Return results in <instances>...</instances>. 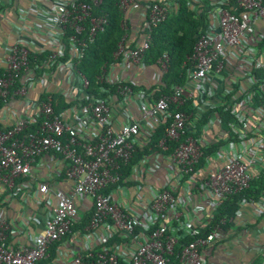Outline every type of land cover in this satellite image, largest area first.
Instances as JSON below:
<instances>
[{"label":"built area","instance_id":"2783aa9c","mask_svg":"<svg viewBox=\"0 0 264 264\" xmlns=\"http://www.w3.org/2000/svg\"><path fill=\"white\" fill-rule=\"evenodd\" d=\"M5 1V7L15 5ZM212 1V25L188 58L186 83L158 99L142 93L141 98L151 100L139 105L141 119L148 122L146 130L130 113V122L113 127V107L126 112L135 91L122 85L129 82L112 79L106 68L99 79L119 84L118 96L92 98L85 104L90 81L78 65L88 43L109 23L107 16L95 13L104 0H28L15 7L22 24L16 29L40 33L47 43L31 48V38L20 36L9 48L0 73V99L7 102L12 89L16 96L27 97L33 82L24 74H36L33 65L46 50L50 55L44 67L70 71L81 85L80 95L86 96L77 97L71 89L75 123L56 111L52 96H39L26 101L28 115L12 126H0V187L7 193L6 201L22 195L24 186L32 188L23 181L34 179L39 160L50 153L66 161L65 179L71 185L62 191L51 180L40 184L35 204H46L44 195L50 194L54 205L47 204L50 212L44 219L36 215L28 219L38 231L19 226L26 235L17 244L19 227L4 213L7 207L0 208V264H209L205 251L227 244L236 221L224 231L226 220L216 222L220 206L229 196L248 190L264 172V102L253 89L259 85L264 95V0ZM138 5V0H120L125 29L128 15ZM175 5L171 0L148 4L141 43L132 50L126 36L115 53L120 66L144 64L152 28L163 23ZM68 31L72 56L62 61ZM158 63L165 74L169 57ZM71 91L70 87L64 91L67 99L73 98ZM190 104L195 110L189 113L183 108ZM217 109L234 117L226 128ZM211 111L214 114L208 116ZM168 120L164 137L151 146ZM33 125L38 128L29 132ZM147 145L160 153L142 158L128 173L138 149ZM164 169V182L153 189L146 177ZM84 199L92 201V209L83 226L85 213L79 202ZM246 204L264 217V199L242 206ZM187 238L192 241L183 242ZM53 248L56 262H49ZM260 249L264 253V246Z\"/></svg>","mask_w":264,"mask_h":264},{"label":"crops","instance_id":"0c3cea01","mask_svg":"<svg viewBox=\"0 0 264 264\" xmlns=\"http://www.w3.org/2000/svg\"><path fill=\"white\" fill-rule=\"evenodd\" d=\"M15 5L4 6L6 4L5 0H0V7L4 8L0 11V73L4 68L5 55L8 52L9 48L12 47L20 36L30 37L32 43H30L31 48L34 47L39 49L46 45L47 40L43 38L40 33H20L19 29L16 27L21 26V22L17 18V10L15 7L18 5L21 6L24 2L28 0H13ZM35 2V0H33ZM163 1V0H162ZM168 0L167 2H169ZM205 0H191L193 8L201 7ZM139 5L135 7L131 13L128 15L127 20L132 27V35L129 37V42L133 46H138L141 43V39L145 33L146 28V19L144 16L147 13L148 4L152 1H141L138 0ZM47 5V4H46ZM203 8V6H202ZM32 20V19H31ZM29 19V22H31ZM135 47V48H136ZM109 75L114 80H125L130 84H133L134 87L138 88L135 91V97H133L129 108L125 112L120 106H114L112 110V124L115 129L120 128L121 126L127 124L132 119L127 118V113L131 114V117L137 120H140L142 127L146 130L148 127V122L141 119V114L139 111L140 102L149 103L150 98H141L142 93H145L150 96H154L156 93L152 91L154 87H158L162 84L163 72L160 68L159 63L153 65H147L145 62L142 65L131 66L128 69L120 66L119 62L113 64ZM24 79H30L33 82L31 89L28 91L27 97L16 96L14 93L15 90H11V96L7 102H4L0 99V102L3 101L2 106H0V126H12L19 119H22L26 114L30 113V106L27 105L26 101H33L39 96L43 98L46 96H52L54 103L56 104V96L62 94L65 98V102L70 107L64 111V118L66 121L75 123L73 107L75 106L74 92L71 89H75L76 96L80 95V83L78 81L74 82V76L70 71L62 69L61 71L57 70L55 73L47 74L43 79H39L38 75L25 73ZM70 87V91L73 95V98L67 99L65 97V92ZM65 91V92H64ZM82 98L86 94L80 95ZM86 103V101H85ZM91 102L89 101L88 104ZM148 146V145H147ZM157 149V148H156ZM160 153V150H153L151 156H155ZM67 163L62 157L55 154H48L39 160V170L34 173V179L26 178L23 181L24 185H31L32 188L28 189L27 187L22 188V195H18L10 200H7L8 206L5 209L4 213L8 216L17 227L28 228L30 230L38 231L39 227L35 226L32 222H29L28 219L34 215L40 219H44L45 216L50 212V207L48 203L54 205V197L50 194H45L44 199L46 204H41V207H38L33 198L37 194V190L41 183H46L47 181H52L55 188L62 191H66L70 183H66L65 171ZM166 174V169L160 170L156 174H151L146 177V183L154 188L159 187L157 182H164ZM3 194L0 187V197ZM8 199V198H7ZM82 212L85 213L87 217L91 213L92 201L90 199H84L79 202ZM30 225V226H29ZM17 228L19 240L14 241L16 244L20 243L21 240H25L22 236L26 235L20 232H25L23 229ZM30 230V231H31ZM233 234L230 239L227 240V244L216 245L213 248H209L205 251V257L209 264H255L257 260H261V263L264 264V253L260 247L264 246V217H258L255 209L252 205L246 204L241 206V211L238 214L236 219ZM53 262H56V257L53 259Z\"/></svg>","mask_w":264,"mask_h":264},{"label":"trees","instance_id":"16d2710c","mask_svg":"<svg viewBox=\"0 0 264 264\" xmlns=\"http://www.w3.org/2000/svg\"><path fill=\"white\" fill-rule=\"evenodd\" d=\"M152 1L157 2L159 0ZM167 1L168 0H160V3H167ZM171 1L176 3L175 8L163 23L159 24L155 28H152L150 49L146 53L144 60L147 65H153L157 64L160 59L164 58V56L169 57L168 71L163 76L162 84L151 89L156 92L153 94L155 99H158L162 95H169L173 92L174 87L182 86L186 83L188 69L191 68V63H189L188 58L193 54L197 39L210 29L212 25V19L210 16L211 12L215 9V6H213L214 1L212 0H205L201 7L198 8L191 7V0ZM119 6L120 0H104L103 5L95 11L96 15L107 16L109 23L103 32L97 34L92 43H88V47L84 52V58L78 65V70L82 72L90 81V86L88 90H86V94L89 96L88 100H86V105H88L92 98L101 99L117 95V88L119 84L102 83L99 78L102 75L103 68L110 71L113 64L120 62L121 58L116 59L115 53L118 52L119 45L123 39L128 36L129 40V37L132 35V27L130 26L129 21L127 22L128 28H124L125 18ZM230 6L226 7L234 11ZM1 10L2 9L0 7V11ZM86 30L88 31V29ZM71 36L72 33L68 31L64 40V43L67 46V51L65 52V58H63L62 61H65L72 56L69 49ZM84 36H87V32H85ZM135 47L136 46L131 45L132 50L135 49ZM49 55L50 52L46 50L43 54L39 55L36 65H33V68H37L36 74L38 76H41V74L45 71L54 73L57 70L56 67L52 69H46V67H44L43 64L48 59ZM122 85H130L134 91L138 90L136 86L134 87V85L130 83H122ZM16 87L18 86L16 85L14 88ZM253 89L263 98L261 99L258 94V100L260 102H264V95L259 92V85L255 86ZM59 95L60 96H56L55 99V109L58 113H62L70 107V104L68 105L65 102V98L62 94ZM2 104L3 101L0 102V106H2ZM183 109L189 113L195 110L192 104L185 106ZM216 112L222 119V123L225 128L228 126V123H231L234 120V117L230 115V113H224L221 109H217ZM213 114L214 112L211 111L208 113V116H212ZM170 121L171 120H168L165 124L160 126L158 131L155 133V136L152 138L151 146L160 142V140L164 137ZM38 122H41V120L39 119ZM204 122L205 121L202 123ZM37 128V125H33L31 126L29 132L36 130ZM211 151L212 150H210V152ZM151 153H153V151L149 150L148 146L144 149L139 148L133 163L126 171L130 173L133 165L138 163L142 158L151 155ZM6 195L0 197V208L8 206ZM263 199L264 172L252 182L251 187L248 190L233 194L224 201L223 205L219 208L220 211L218 213L219 215L216 216V222L225 219L226 225L223 228L224 231H226L231 227L232 223L230 221L235 222L238 218L243 202H258ZM88 218L89 215L87 217L85 216L82 224L83 226L89 221ZM80 227L81 226L79 225L76 226V228ZM188 241L190 242L192 239L187 238L183 242L186 243ZM56 253V248H53L51 250V259L49 262H53ZM261 260H257L255 264H262ZM47 263L48 262L46 261L41 262V264Z\"/></svg>","mask_w":264,"mask_h":264}]
</instances>
